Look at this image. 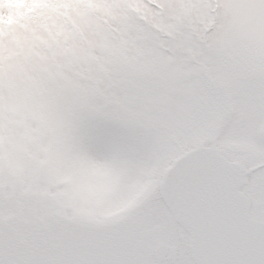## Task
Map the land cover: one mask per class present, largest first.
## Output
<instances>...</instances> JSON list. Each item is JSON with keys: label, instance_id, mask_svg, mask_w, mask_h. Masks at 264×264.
<instances>
[{"label": "snow or ice", "instance_id": "snow-or-ice-1", "mask_svg": "<svg viewBox=\"0 0 264 264\" xmlns=\"http://www.w3.org/2000/svg\"><path fill=\"white\" fill-rule=\"evenodd\" d=\"M0 264H264V0H0Z\"/></svg>", "mask_w": 264, "mask_h": 264}]
</instances>
